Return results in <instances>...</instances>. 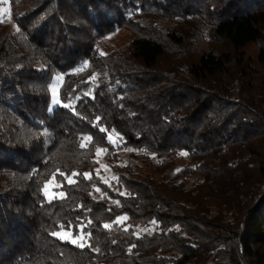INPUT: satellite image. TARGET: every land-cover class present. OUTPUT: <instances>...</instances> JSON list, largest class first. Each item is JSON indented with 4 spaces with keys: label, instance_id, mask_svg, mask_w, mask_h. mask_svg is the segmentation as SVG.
<instances>
[{
    "label": "trees",
    "instance_id": "16d2710c",
    "mask_svg": "<svg viewBox=\"0 0 264 264\" xmlns=\"http://www.w3.org/2000/svg\"><path fill=\"white\" fill-rule=\"evenodd\" d=\"M7 1L0 264H264V0ZM111 134L141 154L108 186Z\"/></svg>",
    "mask_w": 264,
    "mask_h": 264
},
{
    "label": "rangeland",
    "instance_id": "374dc122",
    "mask_svg": "<svg viewBox=\"0 0 264 264\" xmlns=\"http://www.w3.org/2000/svg\"><path fill=\"white\" fill-rule=\"evenodd\" d=\"M0 21L7 25V27L11 30L17 29L16 21L13 17V11L11 9L10 3L7 0H0ZM170 26L174 25V22L169 23ZM205 28V29H204ZM207 29L203 27V33L200 36L199 44L202 47L207 45ZM133 40V35L125 30L121 29L116 33L106 37L105 39L100 41L99 48L102 54H108L114 51H122L124 50L130 42ZM65 75L59 74L55 77L53 84L51 86L52 93V101L53 105H57L60 103L59 100V92L60 88L63 85ZM91 88V87H90ZM91 90L85 92V94L90 95ZM112 145L114 146V154H110V158H107L108 151L104 148H99L96 156L97 166L95 167L93 173L97 176L103 183L108 186H112L117 179V174L114 172V169L111 164L117 163L119 165H127L132 164L135 160L132 156H138L141 153L129 148L125 147L121 139L116 134H111L109 136ZM112 158V159H111ZM145 159V158H143ZM150 159H153V155H150ZM157 161L155 160V163ZM188 158L185 155L180 156L173 169L170 170V176H175L180 174L188 165ZM150 166V165H149ZM153 166H150L148 169H152ZM88 176H91V173H88ZM198 179L196 176H189L185 179L188 185L193 184ZM61 185L55 180H51L46 186V193L49 197L54 196H62L61 192L58 193ZM148 229V228H147ZM146 230V229H145ZM63 238L65 237L63 233H61Z\"/></svg>",
    "mask_w": 264,
    "mask_h": 264
},
{
    "label": "snow or ice",
    "instance_id": "6c2138e0",
    "mask_svg": "<svg viewBox=\"0 0 264 264\" xmlns=\"http://www.w3.org/2000/svg\"><path fill=\"white\" fill-rule=\"evenodd\" d=\"M107 227V226H106Z\"/></svg>",
    "mask_w": 264,
    "mask_h": 264
}]
</instances>
